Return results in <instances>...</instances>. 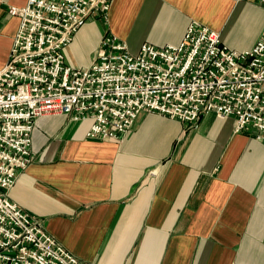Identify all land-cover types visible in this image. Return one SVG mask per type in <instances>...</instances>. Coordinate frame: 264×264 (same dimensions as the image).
Returning a JSON list of instances; mask_svg holds the SVG:
<instances>
[{
    "label": "crops",
    "instance_id": "0c3cea01",
    "mask_svg": "<svg viewBox=\"0 0 264 264\" xmlns=\"http://www.w3.org/2000/svg\"><path fill=\"white\" fill-rule=\"evenodd\" d=\"M27 1L0 0V69L20 28L8 9ZM192 24L244 52L261 39L264 6L114 0L107 15L90 16L64 56L90 42L92 63L106 34L131 54L143 44L178 45ZM91 124L65 116L37 120L33 162L9 194L81 263L264 264V142L255 131L237 132L235 118L215 113L190 127L142 112L116 141L88 138Z\"/></svg>",
    "mask_w": 264,
    "mask_h": 264
},
{
    "label": "built area",
    "instance_id": "2783aa9c",
    "mask_svg": "<svg viewBox=\"0 0 264 264\" xmlns=\"http://www.w3.org/2000/svg\"><path fill=\"white\" fill-rule=\"evenodd\" d=\"M114 0H28L8 13L20 19L9 61L0 69V264H83L9 194L32 164L35 122L65 116L92 120L87 137L120 140L142 112L190 127L204 114L236 119L264 142V29L244 52L220 34L190 25L178 45L127 44L106 34L84 69L66 64L64 50L94 13ZM264 6V0H260Z\"/></svg>",
    "mask_w": 264,
    "mask_h": 264
},
{
    "label": "rangeland",
    "instance_id": "374dc122",
    "mask_svg": "<svg viewBox=\"0 0 264 264\" xmlns=\"http://www.w3.org/2000/svg\"><path fill=\"white\" fill-rule=\"evenodd\" d=\"M92 44L89 42L83 49L71 50L69 53H65L66 63L74 69H81L91 64L88 59L92 56L91 48ZM93 59V58H92Z\"/></svg>",
    "mask_w": 264,
    "mask_h": 264
}]
</instances>
